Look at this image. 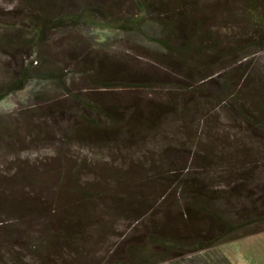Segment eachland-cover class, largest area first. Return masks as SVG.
<instances>
[{
  "label": "rangeland",
  "instance_id": "1",
  "mask_svg": "<svg viewBox=\"0 0 264 264\" xmlns=\"http://www.w3.org/2000/svg\"><path fill=\"white\" fill-rule=\"evenodd\" d=\"M91 5L98 17L50 29L37 50L21 41L27 15L54 18ZM248 13L242 0H0V84L32 60L25 88L0 100V188L38 170L41 195H61L55 177L75 169L71 192L116 171L132 194L129 212L107 229L95 223L80 243L59 240L56 264L125 259L130 238L151 227L146 212L158 207L157 220L164 208L187 212L186 193L201 198L191 213L204 204L239 227L233 239L159 264L223 256L231 264H264V130L253 121L264 124V48L251 45ZM126 18L139 19L138 27H121ZM163 39L189 47L172 52ZM247 108L256 114L243 116ZM106 216L99 215L111 223ZM10 217L0 212V220ZM200 218L195 234L223 232L214 217Z\"/></svg>",
  "mask_w": 264,
  "mask_h": 264
},
{
  "label": "trees",
  "instance_id": "2",
  "mask_svg": "<svg viewBox=\"0 0 264 264\" xmlns=\"http://www.w3.org/2000/svg\"><path fill=\"white\" fill-rule=\"evenodd\" d=\"M242 1L249 10L250 26L253 32L251 45L256 44L262 49L264 48V0ZM89 7L95 8L93 5L85 6L83 11L78 13L62 14L54 18L44 16L41 13L27 15L25 20L28 28H26V35L21 37V41L35 50L40 43L46 40L47 32L50 29L65 24L79 23L89 16L98 17L95 13L92 15ZM127 21L129 22L128 18L125 22H122L121 27H138L140 22L139 19L132 20L131 23ZM161 21H164L163 18H161ZM161 43L170 51L178 53L185 52V48L189 47V45H185L176 48L166 39L161 40ZM240 46L235 44L233 47ZM236 51H240L239 48ZM248 55L249 53H246L242 57ZM31 63L32 60L28 65L23 66L16 77L0 84V100L12 92L25 88L32 77ZM49 75L56 77L60 82L62 81L61 73L58 70L50 71ZM74 96L87 109L92 110L93 107L88 102L79 99L75 94ZM226 97H232V94L229 92ZM97 110H99L98 107ZM241 113L243 116L247 113L256 114L250 108L245 111L242 110ZM86 120L88 119L84 116V121ZM253 121L255 124L258 123L264 130V124L260 120ZM141 122L142 117H140ZM32 173L27 175L24 181L12 177V181L5 184L7 188L3 189L4 185L0 188V212L11 215L8 221L0 220V264H56L53 254L61 246L59 240L65 242L62 246L80 243L79 239L83 235H87L95 229V227L91 228L93 224L97 223L99 228L107 229L111 226L114 217L126 214L131 209L132 194L129 188L121 186L120 177L123 176H119V172H111L109 178H105L100 184L92 182L94 185L86 188L76 186L74 187L76 191L72 190V192L68 188L70 187L67 185L68 180L77 177L76 173L78 172L75 169L70 173L61 172L59 176L55 177V185L53 186L64 194L57 195L53 193L46 196L41 195L42 188H45L44 186L39 188L41 185L38 180V177H40L38 170L32 171ZM143 176L144 183H147L149 174L145 173ZM162 177L168 179V176L165 177L163 174L159 175L158 179L162 180ZM53 178L48 176L46 182L49 183ZM111 181L114 182L113 187L109 186ZM34 183L39 185L38 188L36 185L34 186ZM93 188H96V190ZM102 188L105 189L99 190ZM188 197L191 198L189 203L187 202ZM198 197L201 199L195 193L184 194L183 198L186 199L187 212L179 208L171 210L164 208L163 213L159 215L163 218L161 220L154 218L158 212V207L152 212L151 209L148 210L144 216L148 215V218L152 219L150 229L146 230L140 239L132 238L131 240L130 238L125 250L123 249L126 254L125 259L114 260L112 254H110L109 258L105 260V264H159L161 262H172L177 258L185 260L195 253L212 248L220 241L233 239L229 234L238 229V225H233L225 217L209 211L204 204L194 206L197 208V212H190L191 206L196 205L195 198ZM101 214L109 215L106 217L111 218V223L101 219L102 216L99 217ZM205 214L214 217L217 220L216 222L224 227L223 232L212 237L201 233L195 234L203 224L200 217ZM139 219L136 218L135 222H138ZM189 230H194L190 232L193 234L192 236L188 233ZM225 235L226 238H224ZM75 238L76 240H74ZM125 238L121 239V243L127 241ZM218 263L231 264L225 256L219 257L218 261L205 259L204 262V264Z\"/></svg>",
  "mask_w": 264,
  "mask_h": 264
}]
</instances>
